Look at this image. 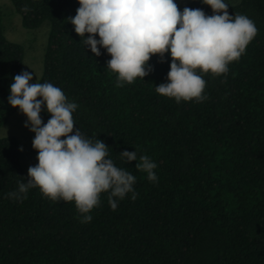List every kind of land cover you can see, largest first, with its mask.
Segmentation results:
<instances>
[{
  "label": "trees",
  "instance_id": "obj_1",
  "mask_svg": "<svg viewBox=\"0 0 264 264\" xmlns=\"http://www.w3.org/2000/svg\"><path fill=\"white\" fill-rule=\"evenodd\" d=\"M9 1L23 28L49 22L38 83L60 87L77 103L75 126L102 140L115 164L136 176L137 196L126 195L112 210L101 193L86 223L74 203L52 201L39 188L26 199L9 197L28 177L17 140L0 138V264H264V0L228 8L252 19L257 35L226 74L201 73L206 100L179 103L155 91L167 82V53L163 63L151 56L143 79L117 86L110 55L101 48L94 56L66 22L78 0ZM184 7L212 14L201 0ZM22 61L0 13V128L19 110L7 97ZM40 116L50 119L46 111ZM124 150L149 156L158 179L135 167L139 159L122 162Z\"/></svg>",
  "mask_w": 264,
  "mask_h": 264
},
{
  "label": "clouds",
  "instance_id": "obj_2",
  "mask_svg": "<svg viewBox=\"0 0 264 264\" xmlns=\"http://www.w3.org/2000/svg\"><path fill=\"white\" fill-rule=\"evenodd\" d=\"M201 2L212 9L211 15L200 8L180 10L175 0H78L75 16L65 19L94 56L101 55V48L110 55L107 67L116 74L117 86L143 79L152 71L151 56L158 55L163 63L167 53L171 57L167 82L155 86L156 93L177 103L203 102L206 81L201 73L226 74L258 29L248 16L229 14L226 0ZM22 10L27 13L28 5ZM33 76L29 71L15 75L7 100L26 117L24 127L34 133L32 148L38 163L28 168V178L19 183L18 191L7 195L22 200L29 189L39 188L52 201L74 203L84 223L92 220L89 213L99 205L101 193H108L112 210L128 194L135 199L136 176L115 164L102 140L85 137L75 126L77 103L50 82L30 83ZM41 111L50 114L46 123ZM118 156L126 164L139 159L135 167L150 181L158 179L157 164L149 156L138 158L135 150Z\"/></svg>",
  "mask_w": 264,
  "mask_h": 264
},
{
  "label": "rangeland",
  "instance_id": "obj_3",
  "mask_svg": "<svg viewBox=\"0 0 264 264\" xmlns=\"http://www.w3.org/2000/svg\"><path fill=\"white\" fill-rule=\"evenodd\" d=\"M192 0H175L177 6L190 3ZM241 0H226L229 7L235 6ZM0 13L2 17L3 33L6 39L12 43L18 44L23 49V61L20 73L22 71L33 72V80L30 83L38 82L43 70V60L47 41L50 32L48 21L36 29H25L22 26L21 18L17 15L9 0H0ZM26 117L18 110L12 114L8 121L0 128V138H14L22 147L19 151V162L24 177L27 176V170L30 166L38 163L37 151L32 148L34 133L24 127ZM4 128L7 129L6 137Z\"/></svg>",
  "mask_w": 264,
  "mask_h": 264
}]
</instances>
